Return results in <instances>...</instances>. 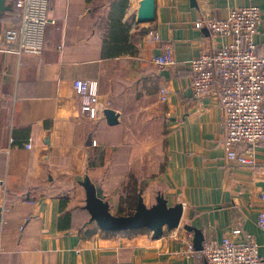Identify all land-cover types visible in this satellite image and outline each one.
I'll return each instance as SVG.
<instances>
[{
  "label": "crops",
  "instance_id": "obj_1",
  "mask_svg": "<svg viewBox=\"0 0 264 264\" xmlns=\"http://www.w3.org/2000/svg\"><path fill=\"white\" fill-rule=\"evenodd\" d=\"M139 1L52 0L42 53L0 51V264H206L197 232L202 243L220 239L235 223L264 258V146L254 165L228 159L218 86L196 98L189 63L214 43L195 27L202 4L219 16L259 6L254 41L264 56V0H156L151 22L137 20ZM7 4L0 46L20 23ZM167 45L176 63L164 68L151 58ZM76 78L99 81L116 123L104 112L95 123L84 117ZM87 176L114 214L133 212L139 194L152 204L161 193L184 206L180 226L158 238L106 233L85 208ZM189 234L194 253L183 243Z\"/></svg>",
  "mask_w": 264,
  "mask_h": 264
},
{
  "label": "built area",
  "instance_id": "obj_2",
  "mask_svg": "<svg viewBox=\"0 0 264 264\" xmlns=\"http://www.w3.org/2000/svg\"><path fill=\"white\" fill-rule=\"evenodd\" d=\"M51 3L52 0H14L20 23L4 31L0 51L42 53ZM261 22L262 11L253 4L232 7L224 16L202 4L201 15L195 21L196 28L209 31L214 43L189 61L190 88L196 98H202L217 84L223 145L228 159L238 165H254L255 147L264 146V56L258 53L254 41ZM151 60L164 68L174 65L172 46H165ZM72 86L81 98L84 117L90 123L98 121L105 109L99 99V81L76 78ZM169 95V90L163 89L161 99L165 101ZM261 199L264 201V193ZM144 201L150 204L148 194L144 195ZM257 224L264 230V208L258 212ZM183 243L186 250L195 252L191 234ZM202 252L206 264H264L255 238L237 223L223 227L220 239L210 236L204 240Z\"/></svg>",
  "mask_w": 264,
  "mask_h": 264
},
{
  "label": "water",
  "instance_id": "obj_3",
  "mask_svg": "<svg viewBox=\"0 0 264 264\" xmlns=\"http://www.w3.org/2000/svg\"><path fill=\"white\" fill-rule=\"evenodd\" d=\"M156 0H140L137 8L139 22H151L156 17ZM7 0H0V30L4 12L10 10ZM108 122H117L114 110L106 108L104 111ZM86 194L85 208L91 215V220L96 222L103 230L127 231L147 228L155 238L160 237L165 229H175L181 224L184 206L182 204L169 205L167 199L159 193L155 202L148 205L142 194H139L137 206L128 214H114L104 195L103 188L93 183L87 176L81 182ZM202 236L197 232L195 243L198 248L202 246Z\"/></svg>",
  "mask_w": 264,
  "mask_h": 264
},
{
  "label": "trees",
  "instance_id": "obj_4",
  "mask_svg": "<svg viewBox=\"0 0 264 264\" xmlns=\"http://www.w3.org/2000/svg\"><path fill=\"white\" fill-rule=\"evenodd\" d=\"M106 233H127V234H137V233H143V232H148L149 230L147 228H141V229H137V230H127V231H108V230H104Z\"/></svg>",
  "mask_w": 264,
  "mask_h": 264
},
{
  "label": "rangeland",
  "instance_id": "obj_5",
  "mask_svg": "<svg viewBox=\"0 0 264 264\" xmlns=\"http://www.w3.org/2000/svg\"><path fill=\"white\" fill-rule=\"evenodd\" d=\"M165 230H167V229H165ZM202 246H203V243H202Z\"/></svg>",
  "mask_w": 264,
  "mask_h": 264
}]
</instances>
